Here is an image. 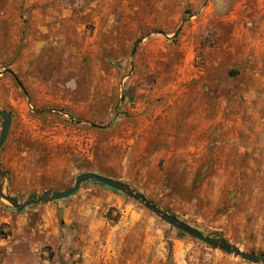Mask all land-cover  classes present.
Listing matches in <instances>:
<instances>
[{"label":"rangeland","instance_id":"1","mask_svg":"<svg viewBox=\"0 0 264 264\" xmlns=\"http://www.w3.org/2000/svg\"><path fill=\"white\" fill-rule=\"evenodd\" d=\"M0 109L6 195L93 172L264 256V0H0ZM0 264L252 263L86 182L0 198Z\"/></svg>","mask_w":264,"mask_h":264},{"label":"water","instance_id":"2","mask_svg":"<svg viewBox=\"0 0 264 264\" xmlns=\"http://www.w3.org/2000/svg\"><path fill=\"white\" fill-rule=\"evenodd\" d=\"M142 40L143 39L141 38L135 42L134 48L132 50V54L134 53L137 45L140 42H142ZM0 119L2 120L1 129H0V149H1L5 139L7 137L8 131H9V127L11 124V117H10V114L8 112L0 109ZM3 175H4V173L2 172V170L0 168V178L3 177ZM86 182L98 183V184L106 186L112 190L120 191V192L124 193L126 196L130 197L131 199H133V200L137 201L138 203H140L141 205H143L146 209L151 211L153 214L158 216L161 220L168 223L173 228L183 232L184 234H186V235H188V236H190V237H192V238H194L200 242L205 243L206 245L214 246V247L224 251L225 253L231 254L235 257L240 258L243 261H246V262H249L252 264H264V256H257V255H253V254H249L247 252H244V251L240 250L238 247L229 244L224 239L213 240L210 237L203 235L201 232L194 229L193 227L185 224L180 219H178L176 217H172V216L168 215L167 213L162 212L154 204L150 203L144 195L134 191L133 189H131L129 186L125 185L124 183L117 181V180H113L111 178H108V177H105L102 175H99V174H96V173H93V172H87V173H83V174L78 175L75 178L72 186H70L69 188H67L64 191H61V192L45 191V192L41 193L40 195H30L24 201H21L18 198L10 197V196L6 195L3 192V186L0 183V198L5 200L6 202H8L15 209L21 210L25 207L36 205V204H39L42 202L51 203V202H55V201H59V200H63L65 198H68L71 195H73L75 192H77L79 187L83 183H86Z\"/></svg>","mask_w":264,"mask_h":264},{"label":"trees","instance_id":"3","mask_svg":"<svg viewBox=\"0 0 264 264\" xmlns=\"http://www.w3.org/2000/svg\"><path fill=\"white\" fill-rule=\"evenodd\" d=\"M179 231V230H178Z\"/></svg>","mask_w":264,"mask_h":264}]
</instances>
